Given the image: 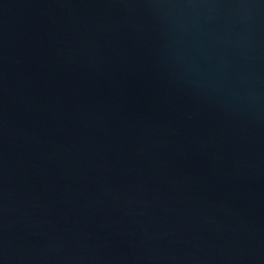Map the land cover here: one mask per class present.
<instances>
[{
  "label": "water",
  "instance_id": "obj_1",
  "mask_svg": "<svg viewBox=\"0 0 264 264\" xmlns=\"http://www.w3.org/2000/svg\"><path fill=\"white\" fill-rule=\"evenodd\" d=\"M0 264H264V0H0Z\"/></svg>",
  "mask_w": 264,
  "mask_h": 264
}]
</instances>
